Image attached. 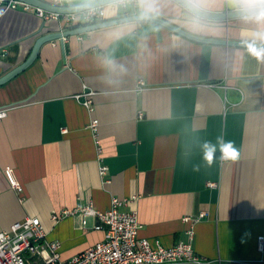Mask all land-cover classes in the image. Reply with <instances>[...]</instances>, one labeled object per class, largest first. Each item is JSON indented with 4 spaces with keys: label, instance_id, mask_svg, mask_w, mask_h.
Returning <instances> with one entry per match:
<instances>
[{
    "label": "crops",
    "instance_id": "crops-1",
    "mask_svg": "<svg viewBox=\"0 0 264 264\" xmlns=\"http://www.w3.org/2000/svg\"><path fill=\"white\" fill-rule=\"evenodd\" d=\"M138 4L115 1L105 16L138 14ZM9 5L0 0V77L25 61L39 36L76 25ZM198 5L254 7L252 0ZM158 8L157 16L198 35L264 42L256 14L212 20L176 0H158ZM89 90L91 111L77 98ZM1 108L8 113L0 120V231L40 217L47 239L72 258L105 230L95 228L98 218L84 225L64 209L93 202L105 210L119 197L120 210L138 211L139 236L152 244L187 241L192 230L195 250L210 260L264 264V48L198 41L154 21L117 23L43 44L31 66L0 84ZM218 136L240 156L208 167L201 145ZM9 166L22 191L11 185Z\"/></svg>",
    "mask_w": 264,
    "mask_h": 264
},
{
    "label": "built area",
    "instance_id": "built-area-1",
    "mask_svg": "<svg viewBox=\"0 0 264 264\" xmlns=\"http://www.w3.org/2000/svg\"><path fill=\"white\" fill-rule=\"evenodd\" d=\"M9 6L15 7L18 3L24 4L27 9H34L44 18L63 17L72 27L86 23H93L106 18V7L99 6L79 13L60 14L46 11L40 7L29 5L28 3L8 0ZM57 5H64V0L50 1ZM127 5V0H119ZM93 90L84 91L78 94L77 98L84 96V104L93 110ZM8 109H0V120L7 116ZM139 116H143L140 111ZM99 125L98 119H93L92 129L96 132ZM109 167L102 164L101 174H106ZM5 173L11 185L18 191H22L14 169L10 166L5 169ZM209 185H215L209 182ZM122 200L113 197L111 206L102 210L96 208L93 202L80 205L72 211L65 210L63 213H78L82 216L84 225L88 224L89 218H98L96 229H104L103 239L88 246L83 252L72 258H63L61 244L57 241L47 239V231L40 217L26 216L21 220L14 221L8 229L0 231V264H223L210 260L195 250L194 232L190 230V238L187 241H180L172 246H165L159 241L152 244L149 238L140 237L141 227L137 210L123 211L119 209ZM62 213V214H63ZM62 214H54L53 218L58 219ZM259 243L263 245V238Z\"/></svg>",
    "mask_w": 264,
    "mask_h": 264
},
{
    "label": "water",
    "instance_id": "water-1",
    "mask_svg": "<svg viewBox=\"0 0 264 264\" xmlns=\"http://www.w3.org/2000/svg\"><path fill=\"white\" fill-rule=\"evenodd\" d=\"M16 1L28 3L29 5L40 7L46 11L60 13V14H67V13L83 12L91 8L111 4L119 0H88V1H85L84 3L83 2L77 3V4L70 3V4H64V5H57L48 0H16ZM176 1L184 6V0H176ZM77 5H87V6L78 7ZM191 12H193L194 14L200 17L207 18V19L229 20L231 18H239V17L255 15L256 8L254 6V7H248L246 9L242 7V8H237L234 10L212 11V10H207L205 8H202L201 6H198L195 10ZM128 21H154L190 39L203 41V42L258 47L260 49L264 48V42L248 41V40H234V38L233 39L215 38V37L198 35V34L188 31L187 29L181 26H178V24L168 20L165 17L154 15L150 19L141 20L139 19V13L138 14H128L126 16L105 19V20L89 23L86 25H80V26L68 28L66 30H58V31L44 33L43 35L37 38L29 56L25 59V61H23L21 64H19L18 66H16L15 68H13L12 70H10L9 72L5 73L3 76L0 77V84H3V83L6 84L7 81H9L10 79L18 75L20 72L24 71L29 66H31L32 63L38 57L41 47L43 46V44L45 45L46 42H49L55 39H60L63 41L65 37H68L71 35H77V34L87 32V31H91L93 29L107 27L110 25H114V24L122 23V22H128Z\"/></svg>",
    "mask_w": 264,
    "mask_h": 264
},
{
    "label": "clouds",
    "instance_id": "clouds-1",
    "mask_svg": "<svg viewBox=\"0 0 264 264\" xmlns=\"http://www.w3.org/2000/svg\"><path fill=\"white\" fill-rule=\"evenodd\" d=\"M256 8V15L264 18V0H252ZM78 7H86L87 5H77ZM139 19L147 20L159 13L158 0H139ZM198 0H184V7L189 11H193L198 7ZM0 15H3V10L0 9ZM255 55H261L253 49ZM111 63V61H107ZM203 162L211 167L215 162H234L239 156L240 152L235 147L232 141H225L222 136H218L216 143L211 141H204L201 145ZM219 152V156H217ZM200 165H193V170L198 171Z\"/></svg>",
    "mask_w": 264,
    "mask_h": 264
},
{
    "label": "trees",
    "instance_id": "trees-1",
    "mask_svg": "<svg viewBox=\"0 0 264 264\" xmlns=\"http://www.w3.org/2000/svg\"><path fill=\"white\" fill-rule=\"evenodd\" d=\"M78 26H80V25H78ZM76 27V26H75Z\"/></svg>",
    "mask_w": 264,
    "mask_h": 264
}]
</instances>
